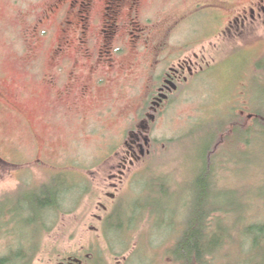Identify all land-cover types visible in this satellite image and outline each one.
Returning a JSON list of instances; mask_svg holds the SVG:
<instances>
[{
    "label": "rangeland",
    "instance_id": "1",
    "mask_svg": "<svg viewBox=\"0 0 264 264\" xmlns=\"http://www.w3.org/2000/svg\"><path fill=\"white\" fill-rule=\"evenodd\" d=\"M71 1L0 0V211L12 212L0 217V259L12 251L30 255L39 242L29 264H98L100 257L103 264H174L166 250L194 217L207 148L230 121L260 132L255 114L264 111V27L245 38L228 33V23L257 0H148L136 17L142 41L129 37V20L120 23L112 47L127 54L123 71L94 103L81 97L89 89V45L79 41L85 10ZM105 1H96L93 14L94 52ZM71 42L75 48L63 55ZM194 54L212 68L181 90L152 131L142 126L152 154L123 180H113L127 131L143 125L136 122L137 108L149 103L152 115L150 95L161 76ZM151 60L157 71L150 90L143 78ZM75 68L72 80L67 73ZM224 139L211 156L209 208L232 210L214 216L231 226L242 216L264 219V131L250 137V147ZM45 186L57 190L60 201L41 222L25 213L24 199Z\"/></svg>",
    "mask_w": 264,
    "mask_h": 264
},
{
    "label": "flooded vegetation",
    "instance_id": "2",
    "mask_svg": "<svg viewBox=\"0 0 264 264\" xmlns=\"http://www.w3.org/2000/svg\"><path fill=\"white\" fill-rule=\"evenodd\" d=\"M70 1L71 0H66V5H69ZM96 1L97 0L71 1L74 5L81 4V7L85 10L84 12L82 11V13H79L80 15L82 14L80 17L84 23L83 33L79 36V41L82 46L89 45V51L87 52V54H89V89L84 87L82 91L83 96L81 97L87 98L89 96V103L99 101V93L107 90L109 81L119 80L122 74L123 70L119 68V65L121 60L126 57L124 55L127 54H124L121 50H115V48L112 47L113 41H117L119 39L121 31L120 23L122 24L123 21L129 20V37L138 42L142 41L143 36H136V32L140 33V31H138L139 26L136 27L138 25L136 23V17L140 15L141 10H143L148 0H106L105 21L103 22L102 30H100V33L98 34L100 38L99 48L95 49L97 52H94L93 46L95 44V36L93 21L95 17L93 14L98 6ZM219 5L221 4L213 1L210 2V6H217L218 8ZM216 23H218V20H216ZM68 25L72 27L74 23L69 21L66 26L68 27ZM228 25H230L228 33L234 38H245L246 36H251L254 31H257V28L264 27V0H257L252 5L245 6V12L236 16L233 21L231 20V22L228 23ZM88 30L89 37H87ZM74 48L75 45H72L71 42L66 47V50H61V52L66 56V54L71 52ZM154 53H156V51ZM206 59L207 58L204 56L201 57L194 54L192 57H187L184 60H181L177 65H173L170 67L168 72L161 76V86L155 89V91L150 95L151 98L153 97V100L150 103V105L152 104V115H149L148 113L149 103H147L143 109H141V107L137 108V114L135 115L136 122L140 124L142 122L143 125L127 131L124 142L120 147L122 148L121 151L123 149L124 150L116 153L118 154V160L116 159L112 171L113 174L114 172H118L119 175H112L111 178L113 180H123L126 173L130 171L131 168L136 167L142 160L152 154L151 148L153 143L150 136L145 138V136L140 133L142 126L143 130L148 129L149 132L152 131V127L154 123L158 121V117H160L173 105L176 96L181 92V90L183 91L186 85H188L194 77H197V75L205 73L207 69L210 70L212 68V66L207 65ZM154 60L156 62V57ZM151 62V66L148 67L150 71L143 78L145 85L148 88L150 85V90L152 81L154 83L153 76L157 71L153 66V60H151ZM151 69H153V73H151ZM75 70V73H67L70 78L73 75L72 80H75L79 74V68H75ZM64 73L65 72L62 74ZM122 77H128V74L123 75ZM69 94L75 96L72 93ZM143 153L145 155H143ZM106 162H110L111 164V159H108ZM105 210L107 211L106 208ZM64 264H75V262L71 263L69 260Z\"/></svg>",
    "mask_w": 264,
    "mask_h": 264
},
{
    "label": "trees",
    "instance_id": "3",
    "mask_svg": "<svg viewBox=\"0 0 264 264\" xmlns=\"http://www.w3.org/2000/svg\"><path fill=\"white\" fill-rule=\"evenodd\" d=\"M255 120L260 131L258 134H251V131L242 130L231 123L233 121H230L222 126L220 136H225L224 141L229 140L227 143L235 139L250 147L252 144L250 137L252 135L257 136L264 131L263 110L256 112ZM220 136L216 138V143ZM216 143L209 146L205 153L204 173L199 176L197 183L199 198L194 217L190 223L184 224V229L175 234L177 237L175 238V245L170 249V244L167 247L166 261L172 260L174 264H264V219H252L253 217L247 219L242 216L237 223L233 224L234 226H231L227 218L216 219L214 216L216 214H228L229 216L233 212L232 210L209 208L210 192L213 189L211 183L213 169H211L210 163L212 161L211 156L216 154L214 149ZM221 145L223 144L221 143ZM163 182L165 181L159 183ZM42 190L41 194L33 193L31 199H24L28 204L25 213L38 216L41 222L50 215L53 209L59 208L60 201V193L53 190L51 186H45ZM0 205L4 204L1 203ZM11 214L12 212L9 210L7 213L0 211V217ZM245 220L248 221V224L246 227H242L241 223ZM238 229V233H235ZM37 238L40 239L39 234ZM30 249L32 250L30 255L26 251L20 255H16L15 251H12L10 257L0 259V264H15L17 260L28 262L27 264L32 263L40 249L39 242L32 244ZM96 261L98 264H103L104 260L102 261V257H100Z\"/></svg>",
    "mask_w": 264,
    "mask_h": 264
},
{
    "label": "water",
    "instance_id": "4",
    "mask_svg": "<svg viewBox=\"0 0 264 264\" xmlns=\"http://www.w3.org/2000/svg\"><path fill=\"white\" fill-rule=\"evenodd\" d=\"M143 155H145V154L143 153ZM70 262H71V263H72V262H75V264H83V262L80 261V260H73V259H70Z\"/></svg>",
    "mask_w": 264,
    "mask_h": 264
}]
</instances>
